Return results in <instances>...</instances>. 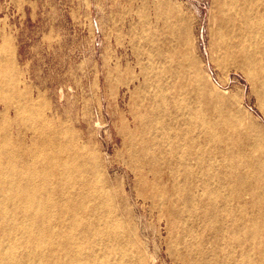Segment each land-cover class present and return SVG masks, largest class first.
I'll use <instances>...</instances> for the list:
<instances>
[{"label":"bare ground","instance_id":"6f19581e","mask_svg":"<svg viewBox=\"0 0 264 264\" xmlns=\"http://www.w3.org/2000/svg\"><path fill=\"white\" fill-rule=\"evenodd\" d=\"M213 3L211 52L238 62L264 115V0ZM175 24L177 46L165 48L174 61L168 66L165 49L150 48L138 130L125 137L144 188L137 195L151 209L167 208L184 264H264V122L234 98L206 91L184 45L186 22ZM0 64V264H145L125 196L97 156L63 122L50 127L40 101L15 87L9 58ZM15 122L31 130L28 143L14 136Z\"/></svg>","mask_w":264,"mask_h":264},{"label":"rangeland","instance_id":"374dc122","mask_svg":"<svg viewBox=\"0 0 264 264\" xmlns=\"http://www.w3.org/2000/svg\"><path fill=\"white\" fill-rule=\"evenodd\" d=\"M213 4V0H0V58H9L15 87L40 101L50 127L63 122L60 128L69 129L78 144L97 156L112 187L125 196L124 212L130 220L125 221L140 242L145 264H184L177 256L181 246L173 243L174 231L166 221L167 208L151 209L137 195L144 188L130 168L125 143L127 133L138 130L134 116L140 112L139 90L151 69L150 48L176 47L175 23L184 18V45L207 79L206 91L234 98L264 122L245 71L236 60V65L232 60L221 62L211 52ZM166 49L165 61L171 66L174 57ZM12 131L26 143L32 133L18 122Z\"/></svg>","mask_w":264,"mask_h":264}]
</instances>
